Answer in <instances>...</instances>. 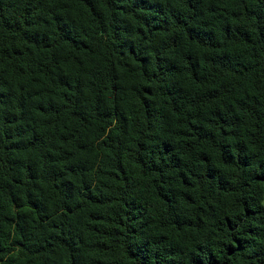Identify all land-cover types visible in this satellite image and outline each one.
Listing matches in <instances>:
<instances>
[{
  "label": "trees",
  "instance_id": "16d2710c",
  "mask_svg": "<svg viewBox=\"0 0 264 264\" xmlns=\"http://www.w3.org/2000/svg\"><path fill=\"white\" fill-rule=\"evenodd\" d=\"M264 0H0V264H264Z\"/></svg>",
  "mask_w": 264,
  "mask_h": 264
},
{
  "label": "rangeland",
  "instance_id": "374dc122",
  "mask_svg": "<svg viewBox=\"0 0 264 264\" xmlns=\"http://www.w3.org/2000/svg\"><path fill=\"white\" fill-rule=\"evenodd\" d=\"M262 204L264 205V198H263V200H262Z\"/></svg>",
  "mask_w": 264,
  "mask_h": 264
}]
</instances>
